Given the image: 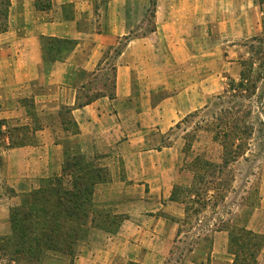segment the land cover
Listing matches in <instances>:
<instances>
[{
    "label": "crops",
    "instance_id": "0c3cea01",
    "mask_svg": "<svg viewBox=\"0 0 264 264\" xmlns=\"http://www.w3.org/2000/svg\"><path fill=\"white\" fill-rule=\"evenodd\" d=\"M262 4L10 0L0 33V182L10 192L0 194V219L21 194L61 176L72 155L104 170L91 196V214L103 218L85 227L73 256L48 253L42 264H166L190 212L170 199L184 162L169 133L222 89L238 65L227 48L254 35ZM47 38L69 42L53 60ZM97 74L111 76V86L93 88L83 104ZM263 214L253 206L240 227L262 232ZM229 229L199 236L195 245L207 248L190 249L183 264H230ZM257 260L264 264V246Z\"/></svg>",
    "mask_w": 264,
    "mask_h": 264
},
{
    "label": "trees",
    "instance_id": "16d2710c",
    "mask_svg": "<svg viewBox=\"0 0 264 264\" xmlns=\"http://www.w3.org/2000/svg\"><path fill=\"white\" fill-rule=\"evenodd\" d=\"M154 2L155 0H151L152 5ZM9 6L10 0H0V33L7 30ZM252 40L258 43V49L241 62L239 80L231 89L239 92L251 90L253 94L257 81L264 79V73L252 75L254 66L256 67L255 61H259L258 69H264V23L260 33ZM68 43L56 38L45 39L46 58H56L58 52ZM250 47L253 49L255 46L251 43ZM91 99L92 97L87 96L82 103H88ZM261 104L264 108V96ZM244 112L243 119L233 113L225 119L219 117V122H215L211 128L212 138L221 148L219 162L210 161L199 154L191 161L190 168L194 179L191 183L198 182L204 186L206 201L216 196L224 197L225 188L232 179L229 165L243 156L248 148L252 125L246 120L250 110ZM219 175H225L222 187L217 185L216 178H220ZM65 176L68 182H64ZM102 178L104 170L89 167L82 155L68 157L62 167L61 176L54 177L42 187L26 193L18 205L10 207L11 234L0 236V261L8 258L7 261L17 264H41L48 252L73 256L79 240L87 232L85 227L95 222V216L91 214V196L94 184ZM213 188L214 191H211ZM192 192L194 190L191 187L186 190L189 195L187 197L192 198ZM178 198L174 185L170 199ZM193 201L199 202L195 199ZM194 211L197 212L198 209ZM263 243L264 236L260 233L245 227L229 229V250L233 256L230 264H258L257 256Z\"/></svg>",
    "mask_w": 264,
    "mask_h": 264
},
{
    "label": "rangeland",
    "instance_id": "374dc122",
    "mask_svg": "<svg viewBox=\"0 0 264 264\" xmlns=\"http://www.w3.org/2000/svg\"><path fill=\"white\" fill-rule=\"evenodd\" d=\"M260 1L263 2L261 5L262 13L259 15L260 19L253 29L254 35L246 39L242 38V42L238 43L236 47L232 48V46H229L230 48H227L228 52H226V55L230 57L229 60H232V57L238 55L236 69L233 71L230 70L228 76L223 80L222 89H220L219 93L213 94L206 109L188 114L169 133L174 137L173 140L179 139L181 150L183 151L181 154L184 162L182 166L183 170L180 172L178 180L174 183L176 186V195L179 197L178 203L180 206L187 207L190 212L188 217L184 218L185 222H183L181 228L182 234L172 247L170 257L166 264H183L190 249H194V253H197V251H202L207 248V246H197L195 243L199 236L211 234L213 228L228 227L233 230L235 227L244 226L252 214L253 206L264 209V108L261 104V99L264 96V79L257 81L253 94L251 90L239 92L238 90L231 89L239 80V71L242 69L241 62L252 55L253 51L258 49V43L252 40V38L258 35L263 28L264 0ZM149 10L148 16H151L152 5ZM149 20L147 27L150 28L152 25L151 17ZM251 43L255 46L253 49L250 47ZM112 56L113 54L104 64L108 68L107 73L109 75L111 73ZM216 57L213 54L214 62L216 61ZM255 62L256 67L254 66L252 75L256 76L258 72L263 74V67L258 69L257 65H259V61ZM89 83L90 92L87 96L93 98L96 94L93 88L98 89L101 84H105L108 89L110 88L111 76L104 77L101 74H97L95 77L89 78ZM249 110L250 114L246 117V120L252 125V134L248 140V148L243 156L229 165L232 179L227 188H225L224 197L216 196L215 198L212 197L210 201H206L203 192L204 186L198 184V182L195 184L194 182L191 183L192 180L194 181L192 179L193 171L190 168L191 161L195 155L199 154L210 161L219 162L221 148L219 143L212 138L213 132L211 128L215 122H219V117L225 119L226 116L233 113L236 117L243 119L244 111ZM3 135L4 133L0 130V145L3 144ZM171 141L169 140L168 142ZM219 176L220 178H216L217 185L222 187L225 175ZM0 185V194L10 192L2 182H0ZM190 187L194 190L190 196L192 198L187 197L189 195L186 194V190L190 189ZM211 191H214V188ZM24 195L21 194L18 203L13 206L18 205ZM194 199L199 202L193 201ZM203 201L205 204H201ZM214 201L215 204L213 203ZM196 208L198 212L194 213V209ZM94 216L95 220L103 218L100 212ZM114 220L115 218H113ZM259 222L264 227V214ZM94 224H99V222L95 221ZM259 233L264 236V228ZM10 234L9 217L8 221H2L0 219V236H9ZM227 249L229 250V245ZM48 253L44 257L48 256ZM220 254L221 252L217 253L218 256ZM7 259L4 258V260H1L0 264H17L13 261L9 262Z\"/></svg>",
    "mask_w": 264,
    "mask_h": 264
}]
</instances>
